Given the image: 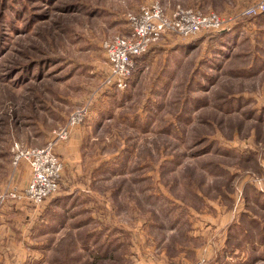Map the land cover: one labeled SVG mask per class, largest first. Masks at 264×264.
<instances>
[{"label": "rangeland", "instance_id": "1", "mask_svg": "<svg viewBox=\"0 0 264 264\" xmlns=\"http://www.w3.org/2000/svg\"><path fill=\"white\" fill-rule=\"evenodd\" d=\"M148 1L0 0V264H264V11L241 15L264 0L211 9L228 29L165 36L102 86L103 40ZM82 106L56 194L19 208L13 148Z\"/></svg>", "mask_w": 264, "mask_h": 264}, {"label": "built area", "instance_id": "2", "mask_svg": "<svg viewBox=\"0 0 264 264\" xmlns=\"http://www.w3.org/2000/svg\"><path fill=\"white\" fill-rule=\"evenodd\" d=\"M261 11H264V2L246 8L241 15L255 16ZM126 20L130 26L127 35L116 34L104 39L102 43L108 64L102 86L115 90L125 89L129 85L136 58L148 52L150 47L165 36L194 37L198 33L228 29L232 22L214 10L205 12L199 8L179 5L168 11L157 0L148 1L139 6L137 11L129 12ZM87 111L88 106L74 110L67 124L55 131L54 138L45 145L27 148L16 145L13 148L14 167L25 161L31 174L23 187L9 191V198L37 206L56 194L63 173V162L55 152V146L68 136L73 126L83 121Z\"/></svg>", "mask_w": 264, "mask_h": 264}, {"label": "crops", "instance_id": "3", "mask_svg": "<svg viewBox=\"0 0 264 264\" xmlns=\"http://www.w3.org/2000/svg\"><path fill=\"white\" fill-rule=\"evenodd\" d=\"M176 2V4H179L180 2H182L181 4L182 5H184V6H187V7H191V8H199L200 9V7L201 8H203V9H205V10H211V9H216V10H219V11H222L223 9H227V7H229L230 5V3L231 4H234L235 2H240V1H243V0H218L220 3H222L223 4V6H218V5H216L215 4V2H216V0H175ZM180 1V2H179ZM233 2V3H232ZM164 4V3H163ZM162 4V5H163ZM174 8H172V9H170V10H168V11H172ZM202 10V9H201ZM86 192H88L89 191V189H87V190H85ZM12 202H14V201H12ZM18 203H20L21 204V206H24V207H19V208H25L26 207V205H27V207H29V205L30 204H27V203H22V202H18ZM2 262V261H1ZM6 262H8V260L7 259H4L3 260V263H6ZM15 264V263H14Z\"/></svg>", "mask_w": 264, "mask_h": 264}, {"label": "trees", "instance_id": "4", "mask_svg": "<svg viewBox=\"0 0 264 264\" xmlns=\"http://www.w3.org/2000/svg\"><path fill=\"white\" fill-rule=\"evenodd\" d=\"M139 57H140V56H139ZM139 57H137L136 60H137Z\"/></svg>", "mask_w": 264, "mask_h": 264}]
</instances>
